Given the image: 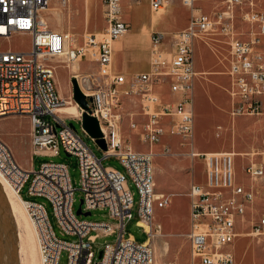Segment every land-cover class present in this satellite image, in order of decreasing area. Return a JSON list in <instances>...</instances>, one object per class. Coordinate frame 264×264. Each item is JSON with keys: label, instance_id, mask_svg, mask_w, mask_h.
Segmentation results:
<instances>
[{"label": "built area", "instance_id": "built-area-1", "mask_svg": "<svg viewBox=\"0 0 264 264\" xmlns=\"http://www.w3.org/2000/svg\"><path fill=\"white\" fill-rule=\"evenodd\" d=\"M50 1L0 0V37L22 32L31 38L26 49L0 47V115L26 113L31 153L57 154L63 149L77 156L79 167L81 201L77 211L72 205L74 186L64 161L45 159L35 169L24 168L0 138V173L21 200L35 229L40 264H57L63 248L66 264H152L153 249L145 239L160 229V223L153 219L154 206H164L170 199L168 193L154 190L152 168L154 144H161L162 153L170 152V147L161 140L165 132L178 135L179 144L187 146L189 155L201 157L204 165L203 180L191 181L187 191L190 263L233 262L234 241L239 235L264 233V210L253 207L259 187H264V149L259 150L258 159L248 155L243 162L246 181L236 178L234 150L194 149L192 91L198 71L193 63V43L213 31L227 33L229 46L222 58L227 61L224 72L229 76L225 87L229 112H262L264 44L260 46V34H264V9L250 12L254 19L245 20L256 21L257 29L249 37L241 38L233 30L232 19H212L209 13L195 8L193 0H183L190 9L186 25L173 33L168 46L162 44V32L153 31L149 69L126 77L111 65L112 40L129 27V21L120 16L119 0H103L104 25L97 31H85L82 43H77L69 32L49 26L43 10ZM165 1L149 0V6L158 9ZM78 55L93 62L94 68L71 73L86 97L85 107L75 101L78 107L75 118L81 120L84 110L97 118L105 141L101 156L66 121L72 115L55 109L64 98L57 91L55 65L49 59ZM161 81H167L169 91L177 93L175 99L161 97L157 88ZM124 84L127 86L121 88ZM129 93L139 107L136 118L129 115L128 128L146 143L145 148L133 147L122 130L121 101ZM110 154L119 158L124 170L102 162ZM29 171L32 175L27 192L46 196L60 230L75 235L74 238L57 236L44 204L21 195ZM128 180L138 192L136 221L149 225L146 229L138 222L148 234L144 240L124 234V223L132 216L133 206ZM95 206L106 207L115 225L82 215L86 214L84 210ZM113 231L115 240L104 241L100 254L95 256L92 242L96 235Z\"/></svg>", "mask_w": 264, "mask_h": 264}, {"label": "rangeland", "instance_id": "rangeland-1", "mask_svg": "<svg viewBox=\"0 0 264 264\" xmlns=\"http://www.w3.org/2000/svg\"><path fill=\"white\" fill-rule=\"evenodd\" d=\"M169 1V8L180 14L186 13L187 17H189L190 9L188 6L184 3L181 4L178 0ZM121 3L123 8L121 12L128 13V8L135 9L136 19H157L167 6V2H165L158 10H154L150 8L148 0H121ZM193 5L195 8L197 7L209 13L212 19H232L236 36L247 38L252 35L257 26L256 21L245 19H254L251 17L250 12L263 10L264 0H193ZM103 7V0H66L65 2L51 0L48 7L43 10V17L51 28L67 31L77 43H82L86 30H92L94 27L100 28L104 25ZM128 14H131V12ZM129 25L133 26L132 20H130ZM153 31H150V35ZM150 35L148 37L144 30L138 34L137 40L141 46L146 44L149 48ZM228 38L227 33L218 30L213 31L203 39L198 38L193 43L195 68L202 70L201 73L197 74V78L194 79L192 91L193 146L196 149L234 150L237 152L234 155L236 178L246 181L248 178L243 172V162L248 155H252L253 159H258L259 150L264 149V118H261L264 116V111L241 114H231L229 112V95L225 89L229 77L223 71L226 68L227 61L224 58L220 61L222 53L225 54L228 49ZM163 40L167 44L169 38H163ZM260 41V46H263L264 34H260ZM30 42V35L22 32H14L7 37H0V47L3 48L26 49L29 47ZM262 48L258 47V49ZM128 54L124 60L142 63L144 59L140 55H135L133 48ZM87 55L90 54L87 53ZM49 60L55 65V85H57L58 90L59 84L63 85L65 98L75 101L71 93L70 77L72 75L70 74L93 69V62L86 60L84 55H78L76 58L70 59L60 56L57 59L53 57ZM74 64L78 66L75 70L72 68ZM145 68L147 67L132 70ZM128 75L129 73L126 76ZM159 84L157 88L162 97L171 98L170 96L177 95L176 92L170 93L167 81H161ZM126 86V84L121 85V88ZM138 107V102L132 94L123 95L121 101L122 129L124 135L130 138L133 147L145 148L147 147L146 143L139 139L137 133L128 128L129 115L132 118H136L138 116L136 113ZM69 114L72 116L66 118V121H71L84 141L97 155L101 156L102 148L83 129L80 120L75 118L76 113L71 112ZM29 128L30 123L26 113L8 112L0 115V138L4 137L8 140L12 146L11 151L15 159L22 165L31 168L30 161H32V168L35 169L40 161L45 159L62 160L67 164L69 179L74 186L72 205L75 209L81 196L77 156L73 153H66L63 149H60L57 154L31 153L28 139ZM162 138L163 142L171 146V152L155 153L153 166L154 185L155 190L168 193L170 199L164 206H154L153 219L155 221L159 220L161 226L149 240L153 249L152 264H191L187 236L183 234V193L188 191L191 182V170L196 179L202 180L204 177V165L201 157L195 156L192 166L190 159L179 152L181 145L178 144L176 134L165 132ZM236 141L241 143V148L233 146ZM160 145L154 144L153 148L158 149ZM102 162L124 170V166L114 154L104 156ZM31 175L32 172L29 171L28 177L20 189L21 195L41 201L44 204L51 226L57 236L65 239L74 238L75 235L60 230L51 203L46 196L27 192ZM128 183L132 191L133 206L131 208L132 216L126 219L124 223V234L132 236L136 240H144L148 234L136 222L138 217L136 213L138 192L131 180H128ZM8 189L11 188L8 186ZM259 189L254 198L253 207L258 210H264V187H259ZM16 203L27 216L22 202L16 199ZM82 215L89 219L108 220L112 225H115V219L108 214L106 207L95 206L90 208L89 213ZM20 217L19 213H17L15 219L11 215L7 218L6 229H2L0 235V256L2 257L1 254L4 251L3 258L8 255L9 264H40L36 236V242L27 240L23 218ZM28 221L33 227L29 218ZM115 238L116 231L110 233L99 232L92 242L95 256H97L98 250L102 247L104 241H114ZM15 243L18 244L16 245ZM234 251L235 260L233 262L220 264H264V233L241 234L234 241ZM1 257L0 264H5ZM66 258V250L63 248L60 250L57 264H66Z\"/></svg>", "mask_w": 264, "mask_h": 264}, {"label": "crops", "instance_id": "crops-1", "mask_svg": "<svg viewBox=\"0 0 264 264\" xmlns=\"http://www.w3.org/2000/svg\"><path fill=\"white\" fill-rule=\"evenodd\" d=\"M178 1L181 4L184 3L183 0H178ZM165 2H167V6L164 8V10L162 11V13L160 14V16L157 19H136V17H135V9L132 10L130 8H128V10H129V12H131V14H128L129 12L128 13H126V12H121L120 13V16L123 19H126L129 22H130V20H132L133 21V26L131 27L129 25V27L125 30L124 33H122L121 35H119L118 37H116V38H114L112 40L111 65H112V69L114 71L123 72L124 75L125 74L127 75V73H129L128 76L125 75L126 77H129L130 74H132L133 72L140 71V70H132V69L142 68V67H145V66L147 68L142 69V70L149 69V67H150L149 58H150L151 41H150V45H149V48H148L146 44L144 46H141V44L137 40L138 34H140L143 30L145 31V33L148 34V37L150 35V31H152V30L162 32V44L165 45V46H168L169 41L172 39L173 33L176 30H178V29H180V28H182V27H184L186 25V23L188 21V18H189V17H187V14L186 13L185 14H180V13L175 12L174 10L169 8L170 1L166 0ZM120 5H121V9H123L121 0H120ZM185 5L187 6V4H185ZM158 9H154V10H158ZM103 20H104V17H103ZM101 27H103V26H101ZM100 28L94 27V28H92V30H86V31H97ZM163 38H167V39L169 38L167 44L164 42ZM197 40H198V38L195 39L194 43ZM131 48H133L135 55H140V56L144 57L142 63H137V62H135L133 60H131V61L124 60L125 57L127 55H129L128 53L130 52ZM222 55H223V53H222ZM222 59L223 58L221 56L220 57V61H222ZM193 63H194V61H193ZM223 65H224V63H223ZM194 68H195V63H194ZM195 70H197L198 73H201V71H202V70H199L197 68H195ZM196 78H197V76H196ZM54 80L56 82L55 76H54ZM228 82H229V79H228ZM56 88H57V85H56ZM57 91L60 94L58 88H57ZM170 93H172V92H170ZM176 96H170L171 98L162 97V96L161 97L164 98V99L172 100V99H175ZM229 106H230V102H229ZM261 118H264V116L261 117ZM163 135H164V133L161 135V140L163 139L162 138ZM177 137H178V135H177ZM2 138L9 145V147L12 150V146L10 145L8 140H6L4 137H2ZM28 139H29V142H30L29 135H28ZM178 144H179V137H178ZM179 145H181V144H179ZM233 146H235L237 148H241L242 147L241 143H239L237 141L233 143ZM169 147H170V152H171V146H169ZM211 148H214V147H211ZM159 149H160V147L158 149H156L155 153H157V152L162 153ZM194 149H196V148H194ZM186 150H187V146L183 144V145H181V149L179 150V152L182 153L183 156L188 157L190 159V161H191V165L193 166V161H194V157L195 156L189 155L186 152ZM196 150H209V149H196ZM211 150H213V149H211ZM214 150H217V149H214ZM236 151H240V150H236ZM170 152H168V153H170ZM155 153H154V155H155ZM154 155H153V158H152V168L154 166ZM20 165L23 166L24 168H28L29 167V166H26V165H22L21 163H20ZM32 166H33L32 165V161H30V167H32ZM153 178H154V171H153ZM202 180H203V178H202ZM202 180L196 179L195 176H194L193 171L191 170V180L190 181L201 182ZM154 190H155V185H154ZM155 191H157V190H155ZM156 221H158L160 223L159 220H156ZM136 222L138 223V221H136ZM160 226H161V224H160ZM188 229H189V197H188L187 193L184 192L183 193V234L186 235V232L188 231ZM188 246H189V243H188ZM189 260H190V256H189ZM234 260H235V251H234Z\"/></svg>", "mask_w": 264, "mask_h": 264}, {"label": "bare ground", "instance_id": "bare-ground-1", "mask_svg": "<svg viewBox=\"0 0 264 264\" xmlns=\"http://www.w3.org/2000/svg\"><path fill=\"white\" fill-rule=\"evenodd\" d=\"M77 67H78L77 64L72 65V68L74 70L77 69ZM59 92H60L61 96L64 98V102L62 104L58 105L55 109L58 111H65L68 113H71V112L78 113V107H77L76 102L73 100L65 98V96H64L65 89H64L63 85H61V84H59ZM8 186H9V188H11L7 179L0 173V235H1V230L6 229L7 218L9 217V215L13 216V219H15V216L17 215V213H19V215L23 218V225L25 227L24 231L26 233L25 235L27 237V240H31L32 242H34L35 236H36L35 235L36 233L34 231L35 229H33V227H31V225L28 221V218H27L28 215L26 216L23 209L20 208L18 206V204L16 203V199H18L20 202H21V200L19 199V197L17 196V194L14 192V190L12 188L8 189ZM138 222L144 224L146 229L149 228V225L147 223H145L144 221L139 220ZM17 237H19V236H17ZM150 238L151 237H148L145 241L148 242L150 240ZM15 244L17 245L18 243H15ZM3 254H4V251L1 254L2 257L0 256L1 258H3ZM3 260H4L5 264H9V256L8 255H6V257L3 258Z\"/></svg>", "mask_w": 264, "mask_h": 264}, {"label": "water", "instance_id": "water-1", "mask_svg": "<svg viewBox=\"0 0 264 264\" xmlns=\"http://www.w3.org/2000/svg\"><path fill=\"white\" fill-rule=\"evenodd\" d=\"M70 80H71L72 97L81 107H85L86 97H85L84 92L79 87L77 80L74 76H71ZM80 122H81L82 127L88 132V134H90L91 136L94 137V140L96 141V143L100 147L104 148L105 147V141H104L103 137L101 136V130L99 128L97 118L93 114H90L84 110L81 114ZM70 124L73 125V123L71 121H70ZM66 153H68V152H66ZM80 201H81V198H79V202ZM77 211H80L79 205L77 206ZM89 212H90V210H84L83 211V213H89ZM100 251L101 250L99 249L97 255L100 254Z\"/></svg>", "mask_w": 264, "mask_h": 264}]
</instances>
